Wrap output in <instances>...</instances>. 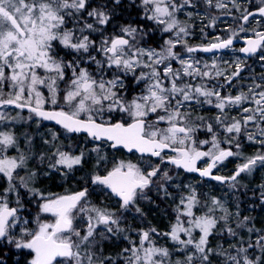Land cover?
<instances>
[{"label": "snow or ice", "instance_id": "6c2138e0", "mask_svg": "<svg viewBox=\"0 0 264 264\" xmlns=\"http://www.w3.org/2000/svg\"><path fill=\"white\" fill-rule=\"evenodd\" d=\"M213 10L235 27L193 46L194 15L215 28ZM253 21L264 26V0H0V264H264V228L239 203L233 213L178 179L197 174L238 195L242 175L264 169V74L225 95L247 60L225 61L226 74L194 55L236 51L251 32L238 51L264 62ZM205 107L215 113L199 114ZM44 122L58 129L37 146L31 126ZM245 140L260 145L254 155ZM121 150L135 159H116ZM230 158L235 171L215 174ZM76 172L78 191L38 187L41 174ZM96 191L112 206L93 202ZM153 191L171 204L164 231L143 226ZM253 195L264 206V183ZM112 241L124 242L114 255Z\"/></svg>", "mask_w": 264, "mask_h": 264}, {"label": "rangeland", "instance_id": "374dc122", "mask_svg": "<svg viewBox=\"0 0 264 264\" xmlns=\"http://www.w3.org/2000/svg\"><path fill=\"white\" fill-rule=\"evenodd\" d=\"M245 6H247V4H245ZM201 11H203V9H201ZM215 11V10H214ZM215 15V14H214ZM234 15H239V13H234ZM220 17V19L217 21V25L215 28H204V25H206L208 23V20H201V18L198 15H194L193 20H192V24L193 27L191 29L193 35L191 37H189V43L192 44L193 46L196 45H200V44H207L211 41H213L214 37L217 35H227V33H225L223 30L225 28H228L229 26L235 27V24L232 20V18L230 16H223L221 14L217 15ZM182 19L184 18L183 16L181 17ZM259 19V18H257ZM248 28H258V30H264V26H258L255 21H253L252 24L247 25ZM204 28V32H201V29ZM205 33H206V37H205ZM252 33L248 32V33H240L239 36L237 38H242V37H247V36H251ZM233 48L236 51H233L231 49L226 50L225 52L219 53V54H213V55H204L202 52L201 53H195L194 55L196 57H198L201 60V63L207 62L209 64L212 63L213 59H216V62L220 65V67L222 69H227L226 74H229L233 69H228L227 68V64L225 63V61H232L233 59H235L236 57H241L243 59L247 60V67H245L244 72L241 74V79H239L238 82H234V87H232L231 89L225 90L223 92V94L227 95L229 94V92H231V94L235 95L238 93V91L243 87L245 90L247 88V86L249 84H251L252 80H259L261 75L264 74V62H261L257 57H250V58H245L243 57L242 53H239L238 49L240 48V46H233ZM255 68L259 69V73L256 75H250V71L249 70H254ZM223 78H221L222 80ZM199 110H209L207 107L205 108H201ZM213 110V114L215 113V109H211ZM213 114H205L206 117H211ZM26 115V113H25ZM230 115L232 116H238L239 113L236 110H233ZM49 129H53L56 130L58 128H56V126L50 125L49 123L44 122V124L41 126L40 129H36V125L33 123L31 126V131L33 133H36L37 131L40 133V135H36L35 136V140L37 142V146H39L40 143V138L42 135H47L49 132ZM24 129H20V131H23ZM251 130H255L254 128H252ZM62 131V130H61ZM202 138H203V134H202ZM258 145V144H256ZM255 147L253 144H249L246 140L243 142L242 145V149L241 151L243 152V154L245 156H249L248 153L246 152L247 149H249V147ZM224 147H227V145H224ZM106 151L111 152V150L106 149ZM124 155L122 153H115V158L116 159H120V158H125L123 157ZM111 159V157H110ZM129 159H135V157L133 158H129ZM240 162L238 160H233L230 158L229 161L225 162L226 166H221L220 169L217 171L218 174L220 175H224V176H228L230 175L232 172L235 171L236 168V164ZM89 168L91 167V165L88 166ZM88 171V168L85 169V172ZM83 172H76L74 174H72V176L65 180L63 179L62 181L58 182L55 186L54 189H44L43 186L39 183L38 181V187L44 191L45 193L48 192H52L55 193L56 191L61 192V193H65L67 192H74L77 191L78 187H75L74 184L76 182H79L81 185V187L84 185L83 183ZM183 176L181 175V177H179L178 179L183 180L184 183H193L196 185V187L198 188V190L201 193H207L209 195H218L220 194L221 196L225 197L223 198V200L225 202H230V206H228L230 208V210L235 213L236 211V205L237 203L240 204L241 208V212L243 213V215H251L252 214V209L256 208L255 206L257 204H259V201L257 199V197L255 195H253L252 193L249 192L250 187L252 186L251 182L254 181V179L259 178L258 180V185L264 183V169H258L255 172H253L251 175H242L241 178V188L239 190V194L238 195H232L228 189L224 186H214L210 183H204L198 180H193L190 178H182ZM43 178H53V179H57L60 180L62 179V177H60L58 174H50V176H43L41 174L40 179L42 180ZM74 181V182H73ZM77 185V184H76ZM244 185H246L247 187L245 188ZM257 189V187L255 188ZM171 191H175L174 189H171ZM227 193V195H225ZM246 193V194H245ZM254 193V192H253ZM150 196H152V199L155 201V203H148L145 201L141 202V207L143 208L146 216L143 222V226L147 227L149 224H151L152 226L157 227L158 229H160L161 231H164L167 229L168 224L170 223V219L172 217V208H171V204L170 201H165V200H161L160 197L155 193V191L149 193ZM102 194L99 191L93 192L91 195V199L93 202L95 203H100L102 201ZM104 198V197H103ZM105 200L104 203L108 204L109 206H112V202L111 201H106V198H104ZM227 199V200H225ZM25 200L27 201V197L25 196ZM247 200H250L251 202H255L252 203L250 205H254L253 207L249 206H244L245 202ZM235 203L232 204L231 203ZM229 205V204H228ZM260 205V204H259ZM28 207L31 208L32 210V215L35 214V207L34 205L28 204ZM152 213H156L157 216L162 219V220H156V219H152L153 218V214ZM154 220V221H153ZM160 222V225H157V223ZM128 223L134 227H141V222L139 220H133L131 215H129L128 217ZM261 229V228H258ZM133 235H135L133 233ZM115 244H123L124 246V242H116V241H112ZM109 242L105 245V251L110 254V255H114L116 252H118L120 250V248H115L112 247L110 245ZM163 242V241H162ZM222 241L219 240H212V244L216 245L217 243H221ZM107 246H110V248H106ZM18 257L15 256V259H17Z\"/></svg>", "mask_w": 264, "mask_h": 264}, {"label": "trees", "instance_id": "16d2710c", "mask_svg": "<svg viewBox=\"0 0 264 264\" xmlns=\"http://www.w3.org/2000/svg\"><path fill=\"white\" fill-rule=\"evenodd\" d=\"M213 14H215V15H219V14H221V13H219V12H216V11H214L213 10ZM135 16V14H133V17ZM129 17H127V16H125V19H128ZM250 71V75H256V74H258L259 73V69L258 68H255L254 70H249ZM198 113L199 114H203V115H205L206 113L209 115L210 113L211 114H213V110H199L198 109ZM56 128H58V127H56ZM255 147H253V146H251V147H249V149H247L246 150V152L248 153V155L249 156H251V155H254L255 153H256V151H257V149H259L260 148V145H256V144H253ZM182 178H190V179H193V180H198L196 177H194V176H191V175H188V174H182ZM63 180V178L62 179H60V180H57V179H53V178H43L42 180H39V183L43 186V188L44 189H54L55 188V186H56V184L58 183V182H60V181H62ZM258 180H259V178H256V179H254V181L253 182H251V184H252V186L250 187V190H249V192L250 193H252L253 194V192H256L257 191V189H255L257 186H258ZM77 183H75L74 184V186L75 187H78V185H76ZM213 185L216 187V186H221V185H219L218 183H213ZM222 187V186H221ZM216 196H218V197H220L221 199H223V198H225V197H223V196H221L220 194H218V195H216ZM225 200H227V199H225ZM226 203V205L227 206H230V202L228 201V202H225ZM252 203H255V202H251L250 200H247L246 202H245V204H244V206H249L250 204H252ZM229 204V205H228ZM232 204H235V203H231V205ZM256 208H253L252 209V214L251 215H249L250 217H252V219H253V223L255 224V227L256 228H264V206H261V205H259V204H257L256 206H255ZM153 214V218L152 219H156V220H162V219H160L158 216H157V214L156 213H152ZM154 221V220H153ZM161 222V221H160ZM160 222H158L157 223V225H160L159 223ZM162 223V222H161ZM160 230V229H159ZM245 238H247V234L245 233ZM110 245L112 246V247H115V248H122L123 247V244L121 243V244H115V243H110ZM106 248H110V246H107ZM15 261H16V259H15V256H12L11 257V260L9 261V264H15Z\"/></svg>", "mask_w": 264, "mask_h": 264}, {"label": "flooded vegetation", "instance_id": "af4514ba", "mask_svg": "<svg viewBox=\"0 0 264 264\" xmlns=\"http://www.w3.org/2000/svg\"><path fill=\"white\" fill-rule=\"evenodd\" d=\"M250 58V57H249ZM244 72V71H243ZM109 150H111V149H109ZM112 151V150H111ZM119 153H122L124 156L123 157H126V158H133L134 156H133V154H129V153H126V152H124L123 150H121ZM200 166H204V162L203 161H201L200 162ZM215 174H217V175H220V174H218L217 173V171L215 172ZM188 175H191V174H188ZM191 176H194V175H191ZM194 177H196L197 179H199V181H201V182H204V183H210V184H212L213 185V183H217L216 181H208V180H202V179H200L199 177H197V176H194ZM74 182V181H73ZM77 183V185L79 186L77 189L79 190L80 188H81V184L79 183V182H76ZM85 185H83L82 187H84ZM77 190V191H78ZM56 194H64V193H61V192H58V191H56L55 192ZM100 199H102V200H105L103 197L102 198H100ZM106 201H108L107 199H106Z\"/></svg>", "mask_w": 264, "mask_h": 264}, {"label": "water", "instance_id": "95a60500", "mask_svg": "<svg viewBox=\"0 0 264 264\" xmlns=\"http://www.w3.org/2000/svg\"><path fill=\"white\" fill-rule=\"evenodd\" d=\"M244 39L245 38H240V39H236V40H234V44H233V46H240V47H243L244 46ZM225 50H222L221 52H219V53H222V52H224ZM219 53H203V54H205V55H213V54H219ZM243 55V54H242ZM47 123H49V124H52L51 122H47ZM52 125H54V124H52ZM56 126V125H55ZM191 175H194V176H197V177H199L197 174H191ZM200 178V177H199ZM200 179H202V178H200Z\"/></svg>", "mask_w": 264, "mask_h": 264}]
</instances>
